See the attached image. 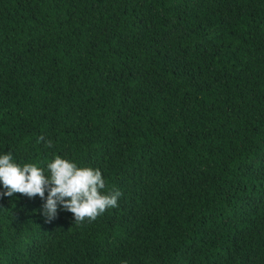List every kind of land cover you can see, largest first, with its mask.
Returning <instances> with one entry per match:
<instances>
[{
  "label": "trees",
  "instance_id": "1",
  "mask_svg": "<svg viewBox=\"0 0 264 264\" xmlns=\"http://www.w3.org/2000/svg\"><path fill=\"white\" fill-rule=\"evenodd\" d=\"M7 152L122 195H0V264H264V0H0Z\"/></svg>",
  "mask_w": 264,
  "mask_h": 264
},
{
  "label": "clouds",
  "instance_id": "2",
  "mask_svg": "<svg viewBox=\"0 0 264 264\" xmlns=\"http://www.w3.org/2000/svg\"><path fill=\"white\" fill-rule=\"evenodd\" d=\"M45 146L51 147L52 142L47 141ZM47 167L50 175H45L34 164L19 166L13 162L11 152L0 155V183L6 189L0 195L11 197L14 193H21L28 198L39 196L44 200L47 191L46 202L42 205L46 222L56 218L58 206L73 213L76 223L85 218L95 220L106 208L117 206L122 193L118 189L103 193L105 181L98 169L78 168L59 156Z\"/></svg>",
  "mask_w": 264,
  "mask_h": 264
}]
</instances>
